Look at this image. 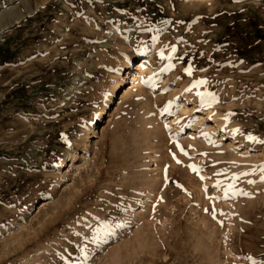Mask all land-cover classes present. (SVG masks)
Instances as JSON below:
<instances>
[{"label":"rangeland","instance_id":"1","mask_svg":"<svg viewBox=\"0 0 264 264\" xmlns=\"http://www.w3.org/2000/svg\"><path fill=\"white\" fill-rule=\"evenodd\" d=\"M0 264H264V0H0Z\"/></svg>","mask_w":264,"mask_h":264},{"label":"bare ground","instance_id":"2","mask_svg":"<svg viewBox=\"0 0 264 264\" xmlns=\"http://www.w3.org/2000/svg\"><path fill=\"white\" fill-rule=\"evenodd\" d=\"M136 66V67H135ZM131 69V70H130ZM129 73L127 74V78L126 79H129L130 80V83L132 84V87L131 88H126V89H124L125 90V94L124 95H126V94H129L130 92H132V90L133 89H135V88H140L141 86H143V79H142V77L144 76H147V75H149L150 73H151V69H150V65H149V63H148V61H143V62H140V63H138V64H136V65H134V66H131L129 69ZM124 83H126L125 82V79H123V84H121V87H123L125 84ZM130 95V94H129ZM126 96H128V95H126ZM206 111V112H205ZM204 112V115H202V116H206L205 118H207L208 119V121H210V122H212V124L214 123V124H216V123H220L219 125H222L221 123H224L223 121H224V119H223V121H221V117H220V115H218V114H216V113H213L212 111H207V110H205ZM106 113V112H105ZM108 115V114H107ZM111 115V114H110ZM109 115V116H110ZM204 118V117H203ZM205 118H204V120H205ZM108 119H110V118H108ZM203 120V121H204ZM224 128V127H223ZM209 129V128H208ZM212 129V128H211ZM95 131V130H94ZM207 131H209V130H207ZM96 133V132H95ZM206 135V134H205ZM79 155V154H78ZM79 156H77V154L76 155H73L72 157H71V163H72V166H74L75 165V163L78 161L77 160V158H78ZM77 164V163H76ZM77 167V166H76ZM75 167V168H76ZM73 168V167H72ZM77 168H79V167H77ZM45 205V204H44Z\"/></svg>","mask_w":264,"mask_h":264},{"label":"snow or ice","instance_id":"3","mask_svg":"<svg viewBox=\"0 0 264 264\" xmlns=\"http://www.w3.org/2000/svg\"><path fill=\"white\" fill-rule=\"evenodd\" d=\"M199 83L203 84L205 83L204 81H200ZM213 99H215V97L213 96ZM249 139H255L254 137H249ZM181 151H183V149H181ZM193 171H195V169H193ZM201 179H203V177H201Z\"/></svg>","mask_w":264,"mask_h":264}]
</instances>
